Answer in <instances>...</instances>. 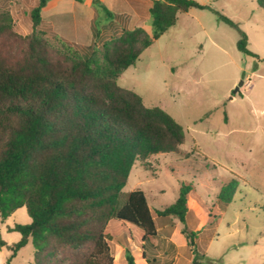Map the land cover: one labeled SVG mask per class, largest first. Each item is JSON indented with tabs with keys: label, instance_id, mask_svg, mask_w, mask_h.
Wrapping results in <instances>:
<instances>
[{
	"label": "trees",
	"instance_id": "16d2710c",
	"mask_svg": "<svg viewBox=\"0 0 264 264\" xmlns=\"http://www.w3.org/2000/svg\"><path fill=\"white\" fill-rule=\"evenodd\" d=\"M47 0L27 10L33 31L26 36L18 59L0 56V221L24 207L29 223L7 228L20 239L10 246L7 262L29 241L32 264H112L111 222L131 224L141 242L157 236L154 218L174 216L199 264H217L194 249L195 232L185 224L191 183H182L178 196L161 210L149 207L141 189L119 199L133 165L145 170L160 154H177L184 141L182 126L165 110L145 106L134 91L117 84L120 73L133 65L190 8L210 9L193 0H151V33L141 27L123 30L95 43L81 55L71 44L57 40L52 47L37 30ZM83 2L84 0H76ZM264 9V0H255ZM101 16L111 17L101 0H91ZM218 19L239 34L236 48H247V36L231 19ZM97 19V20H98ZM97 22V21H96ZM11 31V17L0 12V35ZM226 207L228 201L218 197ZM86 247L81 257L69 252ZM127 264H135L128 250Z\"/></svg>",
	"mask_w": 264,
	"mask_h": 264
},
{
	"label": "rangeland",
	"instance_id": "374dc122",
	"mask_svg": "<svg viewBox=\"0 0 264 264\" xmlns=\"http://www.w3.org/2000/svg\"><path fill=\"white\" fill-rule=\"evenodd\" d=\"M193 1L210 9L178 13L175 24L116 79L145 106L165 110L184 131L177 154L155 156L147 170L133 165L119 202L127 192L141 189L149 199L157 195L160 205L171 204L180 185L191 183L187 226L199 227L197 211L204 210L208 217L203 223L207 231L198 228L196 251L217 264H264V9L255 0ZM5 7L0 6V12L11 17L15 35H0V56L13 61L33 28L30 18ZM217 14L244 31L255 56L236 48L238 32ZM102 23L98 19L96 26ZM44 37L50 46H58V39ZM102 44L95 45L100 49ZM72 46L81 55L88 53ZM219 196L228 201L226 207ZM29 221L25 208H19L0 221V238L9 246L17 242L20 234L5 225ZM85 250L69 252L68 257H81ZM9 255L10 249L2 247L0 264H32L33 246L29 241L7 262ZM189 256V249L181 250L180 258Z\"/></svg>",
	"mask_w": 264,
	"mask_h": 264
},
{
	"label": "crops",
	"instance_id": "0c3cea01",
	"mask_svg": "<svg viewBox=\"0 0 264 264\" xmlns=\"http://www.w3.org/2000/svg\"><path fill=\"white\" fill-rule=\"evenodd\" d=\"M38 2L39 0H0V6H6L5 8L10 12L21 14L28 19L27 10L35 7ZM101 2L110 12L111 17L101 16L100 20L103 23L97 27L98 14L91 0L83 2L47 0L40 11V24L37 29L46 37H53L82 49H87L93 43L99 46L110 37L119 35L123 30H131L135 27L143 28L147 34L151 33L149 15L151 0H101ZM161 192L163 191H159ZM156 197L157 195L152 194L149 199L146 195L148 205L153 210H161L166 205H160ZM190 197L189 194L184 226L188 231H197L194 239L195 249L201 234L198 228L203 226V230L207 231V225L203 223L208 217H205L204 210L197 211L194 218L199 227L190 229L187 226L188 216L192 212ZM198 208L199 206H195L194 210ZM154 222L157 236L152 242H141V231L138 227L123 224L117 220L112 221L107 230L108 238L113 245L112 264H127L124 257L125 250L131 254L135 264H191L194 261L199 264L202 262L201 259L193 260L191 248L181 231L182 224L176 217L156 216ZM11 226L6 224V230ZM185 248L190 250V256L180 258V252ZM195 252L200 255L196 249Z\"/></svg>",
	"mask_w": 264,
	"mask_h": 264
},
{
	"label": "water",
	"instance_id": "95a60500",
	"mask_svg": "<svg viewBox=\"0 0 264 264\" xmlns=\"http://www.w3.org/2000/svg\"><path fill=\"white\" fill-rule=\"evenodd\" d=\"M240 84H242V82H240ZM236 90H238V88H236ZM191 264H197L196 261L192 262Z\"/></svg>",
	"mask_w": 264,
	"mask_h": 264
}]
</instances>
